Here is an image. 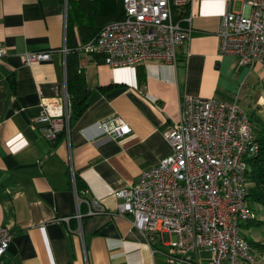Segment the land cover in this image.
Returning <instances> with one entry per match:
<instances>
[{
	"label": "crops",
	"instance_id": "obj_1",
	"mask_svg": "<svg viewBox=\"0 0 264 264\" xmlns=\"http://www.w3.org/2000/svg\"><path fill=\"white\" fill-rule=\"evenodd\" d=\"M67 8V0H0V224L11 232L0 264H204L202 253L208 251L171 253V233L150 244L128 215L110 210L87 215L81 203L83 217L74 218L71 172L80 198H98L115 209L114 190L132 184L169 154L164 132L179 119L182 94L237 100L242 107L241 100L249 115L260 113L264 97H249L244 86L238 90L231 82L238 69L249 73L250 68L235 55L218 52L222 16L226 10L240 11L241 1L193 0L182 15L191 17L194 31L177 48V63L141 66L143 84L137 67H111L100 55L81 51L85 42L75 26L78 64L90 89L88 106L71 124L69 136L61 134L52 143L31 123L40 113L41 98L60 96L66 87L61 48L66 46ZM29 51H50L51 57L26 64L23 54ZM253 68L264 74V66ZM111 116L122 117L131 134L122 139L101 134L97 122ZM257 250L260 264L264 248Z\"/></svg>",
	"mask_w": 264,
	"mask_h": 264
},
{
	"label": "built area",
	"instance_id": "obj_2",
	"mask_svg": "<svg viewBox=\"0 0 264 264\" xmlns=\"http://www.w3.org/2000/svg\"><path fill=\"white\" fill-rule=\"evenodd\" d=\"M193 0H122L123 16L105 23L91 40L81 44L86 54H97L111 67L144 66L150 61L177 63V48L193 34L191 17L182 11ZM242 9L226 10L218 32L220 55L232 54L241 65L264 66V0H240ZM64 55L66 46L61 48ZM4 51L0 45V57ZM24 62L49 60L50 51H29ZM71 103L67 88L60 96L43 97L31 128L49 142L69 136ZM101 134L122 139L131 128L120 116L97 122ZM169 154L141 171L135 182L114 190L115 209L98 198H80L74 218L104 211L130 216L150 244L161 233L171 253L209 252L207 264H256L251 244L240 222L254 218L248 203L247 158L256 150L253 123L237 100L182 94L179 119L164 132ZM69 223V217L60 218ZM71 231V228L68 227ZM11 232L0 224V258ZM191 264H199L197 261Z\"/></svg>",
	"mask_w": 264,
	"mask_h": 264
},
{
	"label": "trees",
	"instance_id": "obj_3",
	"mask_svg": "<svg viewBox=\"0 0 264 264\" xmlns=\"http://www.w3.org/2000/svg\"><path fill=\"white\" fill-rule=\"evenodd\" d=\"M74 1L75 4H73ZM67 7L66 48L68 50L65 55V69L66 88L71 103V126L87 108L90 95L85 76L78 64V43L73 29L76 26L79 39L87 42L94 38L105 23L121 18L123 6L122 0H67ZM137 78L140 84L145 82V74L141 70V66L137 67ZM250 118L253 123L257 148L247 158L246 181L249 190L248 203L255 216L244 222L260 224L264 222L260 220L261 217L258 218V212L252 206L257 204L264 209V115L252 113ZM77 188H79L78 184ZM248 241L250 244L254 243V245L264 248V243ZM5 264L20 263L8 262Z\"/></svg>",
	"mask_w": 264,
	"mask_h": 264
},
{
	"label": "rangeland",
	"instance_id": "obj_4",
	"mask_svg": "<svg viewBox=\"0 0 264 264\" xmlns=\"http://www.w3.org/2000/svg\"><path fill=\"white\" fill-rule=\"evenodd\" d=\"M250 68V67H249ZM252 68L249 69V73L243 72L242 69H238L236 71L237 76L231 79V82L235 84L236 89H241L242 86H244V90L246 94L250 97H256V96H262L264 97V74L257 73L256 70ZM241 73L242 77L238 79V74ZM246 81V82H245ZM239 104L245 108V103L243 101H239ZM262 107L259 112L261 115H264V103L259 105ZM247 110V109H246ZM248 111V110H247ZM249 113V111H248ZM254 209L257 210L258 218L261 217V221L264 222V209L260 207L257 204H253L252 206ZM260 212V213H259ZM240 229L242 235L247 238L248 240H260L264 241V223H253V222H240ZM252 249L254 251V254L257 258L259 255V252L257 250L258 246L251 244ZM202 258L204 259V264L208 262V258L210 257L207 253L203 252L202 253ZM201 261V262H203ZM257 263V261H256ZM264 264V261L262 263Z\"/></svg>",
	"mask_w": 264,
	"mask_h": 264
}]
</instances>
